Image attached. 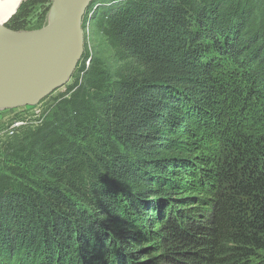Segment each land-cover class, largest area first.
<instances>
[{
	"label": "trees",
	"instance_id": "obj_1",
	"mask_svg": "<svg viewBox=\"0 0 264 264\" xmlns=\"http://www.w3.org/2000/svg\"><path fill=\"white\" fill-rule=\"evenodd\" d=\"M97 26L119 65L85 57L28 135L38 163L0 174V264H264V0H120ZM190 138L215 156L208 208L164 196Z\"/></svg>",
	"mask_w": 264,
	"mask_h": 264
},
{
	"label": "rangeland",
	"instance_id": "obj_2",
	"mask_svg": "<svg viewBox=\"0 0 264 264\" xmlns=\"http://www.w3.org/2000/svg\"><path fill=\"white\" fill-rule=\"evenodd\" d=\"M118 1L120 0H95L92 4L90 12L85 16L82 24L84 34L83 56L71 78L62 88L46 96L39 104L0 110V174L6 173L11 166L29 169L38 163V155L31 154L29 150L28 135L42 122L51 119L59 112L60 101L64 99L63 96L69 92V88L75 82H83L84 72H81V67L85 57L89 56L101 60L110 71L119 65L113 50H111L102 31L97 26L98 11L102 7L112 5ZM25 2L26 4L20 16L16 19L22 6L13 17L2 25L3 28L12 30L13 21L23 26V29L19 32L39 31L51 25L52 10L56 7V0H25L23 3ZM88 62H86L87 67ZM194 141L199 142L196 138H190L185 144L188 148L191 145L189 154L192 156L191 160L183 161L186 164V169L179 167L181 171L177 175L170 174L167 187L164 183L163 188L166 187L171 195L166 196L163 191L160 193L167 198V203L173 201L174 204H180L188 210L194 209V207L208 208L209 201L215 199L216 179H214L215 175L212 173L215 156L203 147L200 148L201 145L197 147V143ZM180 145L183 146L181 143ZM161 188L162 186L158 188V192ZM157 194L151 197L150 201L152 203L158 202ZM150 227L156 229V225L153 223ZM157 259L158 254L155 251H144L131 258L120 259V262L113 261V264H153ZM23 264L28 263L24 262Z\"/></svg>",
	"mask_w": 264,
	"mask_h": 264
},
{
	"label": "water",
	"instance_id": "obj_3",
	"mask_svg": "<svg viewBox=\"0 0 264 264\" xmlns=\"http://www.w3.org/2000/svg\"><path fill=\"white\" fill-rule=\"evenodd\" d=\"M94 2L95 0H65L61 7L52 10L51 25L39 31L16 32L0 26V56L26 59L63 53L34 82L17 87H0V110L39 104L69 81L83 56L82 24Z\"/></svg>",
	"mask_w": 264,
	"mask_h": 264
},
{
	"label": "bare ground",
	"instance_id": "obj_4",
	"mask_svg": "<svg viewBox=\"0 0 264 264\" xmlns=\"http://www.w3.org/2000/svg\"><path fill=\"white\" fill-rule=\"evenodd\" d=\"M23 1L0 0V26L15 15ZM64 3L65 0H56V8L61 7ZM62 54L26 59L0 56V87H17L34 82L51 68Z\"/></svg>",
	"mask_w": 264,
	"mask_h": 264
}]
</instances>
